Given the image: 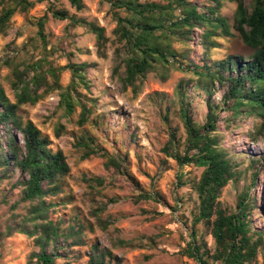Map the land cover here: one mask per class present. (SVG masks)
<instances>
[{
  "label": "trees",
  "instance_id": "obj_1",
  "mask_svg": "<svg viewBox=\"0 0 264 264\" xmlns=\"http://www.w3.org/2000/svg\"><path fill=\"white\" fill-rule=\"evenodd\" d=\"M45 1L49 2L46 12L34 21L37 32L25 43V47L33 48V53L39 50L40 56L32 55L19 60L17 54L8 52L0 57V68L9 69L4 78L13 92L11 98L0 74V182L17 175L11 187L12 190L19 188L20 196L12 207L14 209L21 204L25 207L21 218L18 213L11 214L5 228L0 229V238L15 232L33 238L38 250L31 252L29 264H57L60 259L69 263L74 247L88 243L87 229L94 230L93 225L88 226L77 214L68 218H53L52 214L64 203L57 198L66 193L71 166L66 153L62 149L54 150L49 134L22 111L24 106L35 105L50 93L60 91L59 106L65 109L68 116L78 106L81 107L78 118L80 126L89 121L92 113L79 86L83 84L89 87L87 71L94 64L84 61L56 65L50 59L49 56L55 53V47L49 48L51 40L46 27L50 14L56 19L69 20L71 26H85L93 32L101 57L106 56L109 41L104 26L71 14L68 9L57 6V0H0V34L7 33L16 13H27L37 3ZM105 1L109 2V11L116 21L113 33L119 43L115 49L119 62L114 74L119 75L124 89L132 87L137 92L138 82L159 62L167 70L172 67L184 68L183 59L189 56L180 54L174 48V42L189 43L197 33L201 45L209 50L218 47L216 37L233 36L234 28L243 42L254 49L248 57L231 54L213 64L207 59L203 64H193L190 69L198 75L193 87L196 91L201 88L207 93L206 121H196L188 85L181 82L177 88L179 107L176 113L183 123L186 137L182 142L178 136L179 127L169 126V138L162 151L181 165L203 168L200 178L192 181L198 195V205L193 213L190 238L183 253L200 264H258L259 252L264 247V231L253 229L249 219L257 201L256 196L250 194V188L238 193L234 211L219 201L222 189L231 180H237L240 173L237 161L221 143L224 136L218 129V122L221 111L233 113L226 119L228 125L235 121L238 114H256L261 118V123L256 124L250 133L256 139L264 137V0ZM224 1L237 4L233 24L220 13ZM70 2L77 10L86 7L84 0ZM121 67H124L123 72L120 71ZM64 69H69L72 74L67 86L60 82ZM167 77V73L162 75L163 79ZM219 88L223 89V94L217 102L213 95ZM55 132L61 136L65 132V125L58 124ZM182 144L184 147L181 149ZM74 146L82 151L81 159L105 157L107 169H113L116 174L135 183L141 189L135 201H161L160 192L144 189L129 173L126 156L108 150L101 152L95 136L82 133L77 136ZM263 161L264 158L252 159L251 165L256 170L251 186L257 183ZM84 179L93 192L96 185H105V179L100 176H84ZM179 183L184 184L182 181ZM106 208L107 204L104 203L89 212L105 230L109 222L101 217L100 212ZM200 222L206 224L212 234L216 243L214 250L208 248L203 237H198L196 225ZM122 243L134 245L125 240ZM89 248L88 264L120 262L108 247L93 243ZM261 264H264V260Z\"/></svg>",
  "mask_w": 264,
  "mask_h": 264
},
{
  "label": "rangeland",
  "instance_id": "obj_2",
  "mask_svg": "<svg viewBox=\"0 0 264 264\" xmlns=\"http://www.w3.org/2000/svg\"><path fill=\"white\" fill-rule=\"evenodd\" d=\"M55 2L57 6L68 9L71 14L104 26L109 38L106 56L101 57L93 32L85 26H71L69 20L56 19L50 14L46 25L51 40L49 48L55 47V53L49 56L50 59L56 65L84 61L94 64L87 71L89 87L83 84L79 86L92 113L89 121L80 126L78 118L81 107L78 106L68 116L65 109L59 106L60 91L52 92L35 105H26L22 109L27 118L49 134L52 148L62 149L66 153L71 166V173L66 180V193L57 198L64 203L52 214L53 218H68L77 214L88 226H94V230L87 229L88 243L74 247L71 258L67 259L69 263L60 259L57 264H88L89 247L93 243L110 248L120 259L119 264H200L185 255L183 249L189 241L193 213L197 211L198 205V195L192 181L200 178L203 168L179 164L176 159L167 156L162 147L169 138V126L179 127L178 136L182 142L186 137L183 123L176 113L179 107L177 88L181 82L188 85L196 121H206L207 93L201 88L196 91L193 87L198 81V75L190 69L193 64H203L204 59L213 64L231 54L248 57L254 49L243 42L234 28L233 36L216 37L218 47L209 50L201 45L197 33L189 43L174 42V48L180 54L189 56L188 59H183L184 68L172 67L167 70L159 62L154 70L138 82L139 88L134 92L132 87L124 89L119 75L114 74V68L119 62L115 52L119 43L113 33L116 21L109 11V2L84 0L86 7L83 10H77L70 0ZM48 6L47 1L37 3L27 13H16L13 16L7 33L0 34V57L8 52L17 54L19 60L32 55L40 56L39 50L33 53V48L25 47V43L36 34L37 26L34 21L46 12ZM236 7V2L224 1L220 9V13L231 24L234 22ZM120 71L123 72L124 67ZM8 72L7 67L0 68L2 78ZM165 73L168 77L163 79L162 75ZM71 78V71L64 69L60 82L67 86ZM2 80L13 98L9 82L5 78ZM222 94L223 89L219 88L213 97L218 102ZM232 114L231 111H221L218 129L224 136L222 145L238 163L240 177L231 180L222 189L219 201L234 211L238 193L250 188V194L256 196L257 201L249 219L253 229L264 231V166H261L257 183L251 186L253 172L256 170L251 165L252 159L264 158V137L256 139L250 132L256 124L261 123V118L244 112L236 115L235 121L228 125L226 119ZM61 123L65 125V132L57 136L55 129ZM82 133L95 136L101 152L108 150L110 153L126 156L129 173L144 189L160 192L161 201H135L141 189L131 180L116 174L113 169H107L105 157L81 159L82 151L74 143ZM183 147L182 144L181 149ZM84 176H100L105 179V185H96L94 193ZM16 178L17 175L0 182V229L5 228L13 212L18 213L20 218L25 212L23 204L14 209L12 207L20 196V189L12 190L11 187ZM179 181L184 184L181 185ZM104 203L107 208L100 215L109 222L106 230L95 216L89 214L91 209ZM196 228L198 237H203L208 248L214 250L216 243L207 225L200 222ZM122 240L134 245L123 244ZM261 248L258 264L264 260V247ZM34 250H38L35 241L23 233L15 232L11 236H4L0 238V264H29Z\"/></svg>",
  "mask_w": 264,
  "mask_h": 264
}]
</instances>
